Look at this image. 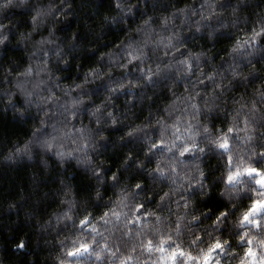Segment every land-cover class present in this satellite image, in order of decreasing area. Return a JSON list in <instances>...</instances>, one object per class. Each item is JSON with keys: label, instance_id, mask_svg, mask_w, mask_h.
Segmentation results:
<instances>
[{"label": "clouds", "instance_id": "9594fccd", "mask_svg": "<svg viewBox=\"0 0 264 264\" xmlns=\"http://www.w3.org/2000/svg\"><path fill=\"white\" fill-rule=\"evenodd\" d=\"M0 264H264V0H0Z\"/></svg>", "mask_w": 264, "mask_h": 264}]
</instances>
